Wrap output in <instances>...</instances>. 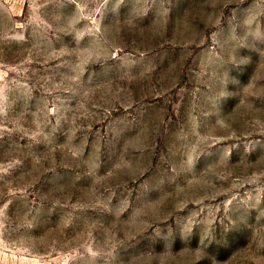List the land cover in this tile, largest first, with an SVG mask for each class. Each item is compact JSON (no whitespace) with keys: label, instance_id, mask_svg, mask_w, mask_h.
<instances>
[{"label":"rangeland","instance_id":"rangeland-1","mask_svg":"<svg viewBox=\"0 0 264 264\" xmlns=\"http://www.w3.org/2000/svg\"><path fill=\"white\" fill-rule=\"evenodd\" d=\"M0 264H264V0H0Z\"/></svg>","mask_w":264,"mask_h":264}]
</instances>
